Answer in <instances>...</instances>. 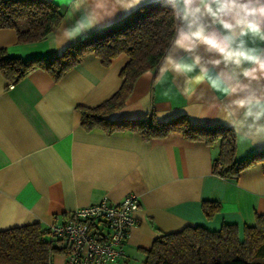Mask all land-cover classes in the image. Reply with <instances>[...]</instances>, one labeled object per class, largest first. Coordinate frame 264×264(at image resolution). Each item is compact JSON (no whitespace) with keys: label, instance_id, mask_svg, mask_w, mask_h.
<instances>
[{"label":"crops","instance_id":"obj_1","mask_svg":"<svg viewBox=\"0 0 264 264\" xmlns=\"http://www.w3.org/2000/svg\"><path fill=\"white\" fill-rule=\"evenodd\" d=\"M49 1L61 8L63 18L45 39L20 44L14 30L0 29V48L9 56L29 59L59 54L90 32L158 0H143L131 12L118 13L69 40L62 50H54L53 37L72 9L66 0ZM77 3L79 0H73L72 8ZM76 19L78 14L73 13V23ZM204 23L209 31L218 28L210 20ZM177 55L184 57L185 53ZM191 55L199 56L202 65L227 83L242 81L234 66L213 65L219 56L206 46L199 45ZM162 60L135 80L124 105L108 119H144L152 113L158 122L182 115L197 126L230 127L218 116L219 109L232 98L220 97L208 81L192 83V94H182L183 76H157ZM127 61V56L120 54L104 66L89 54L56 82L41 69L31 70L16 84L0 73V231L34 223L48 229L62 223L68 213L103 197L119 202L127 194H135V224L128 229L123 255L111 264H143L145 250L161 234L187 226L216 231L223 224H234L241 238L242 229L254 225L256 215H264V163L229 181L212 173L216 146L188 141L179 133L145 141L137 133L82 129L77 107H95L110 98L121 85L119 72ZM191 75H199V69ZM256 87L264 92V85ZM148 105L150 110L145 107ZM158 112L166 114L160 117ZM263 148L241 143L236 137L235 157L240 160ZM209 200L220 205L210 219L201 210L202 202ZM64 262V254H53L51 264Z\"/></svg>","mask_w":264,"mask_h":264},{"label":"trees","instance_id":"obj_2","mask_svg":"<svg viewBox=\"0 0 264 264\" xmlns=\"http://www.w3.org/2000/svg\"><path fill=\"white\" fill-rule=\"evenodd\" d=\"M62 18L61 8L49 0H0V29L14 30L20 44L45 39ZM176 24L165 0L149 2L67 45L56 55L21 59L9 56L5 48H0V73L10 84H16L31 70L41 69L56 82L89 54L99 58L104 66L124 54L128 61L119 72V89L95 107H77L82 129L105 134L137 133L145 141L179 133L188 141L216 146L212 173L236 181L245 169L264 163V148L236 159V135L230 127L197 126L182 115L158 122L152 113L144 119H108L110 113L124 105L135 80L162 60L171 45ZM219 209V203L214 200L201 204L208 219ZM46 230L34 223L0 231V264H51L58 250ZM256 260H264V215H256L254 225L242 229L241 238L234 224H223L216 231L187 226L161 234L145 250L143 264H264Z\"/></svg>","mask_w":264,"mask_h":264},{"label":"clouds","instance_id":"obj_3","mask_svg":"<svg viewBox=\"0 0 264 264\" xmlns=\"http://www.w3.org/2000/svg\"><path fill=\"white\" fill-rule=\"evenodd\" d=\"M143 0H66L72 9L65 24L53 37L54 50L83 32L112 19L118 13H129ZM177 21L170 49L165 53L157 76L166 78L169 73L184 77L182 94L191 95L192 83L210 82L214 91L223 98H232L219 109L218 118L232 129L239 142L251 146L264 145V92L256 86L264 85V0H165ZM73 13L78 14L75 23ZM210 20L218 28L209 31L204 21ZM185 25L187 26L185 28ZM62 37V38H61ZM204 45L219 59L213 65L234 66L239 69L235 84L210 72L199 56L191 54ZM184 52L185 56L177 55ZM199 69V75L191 74ZM150 110V105L145 106ZM166 113L158 112L162 117Z\"/></svg>","mask_w":264,"mask_h":264},{"label":"built area","instance_id":"obj_4","mask_svg":"<svg viewBox=\"0 0 264 264\" xmlns=\"http://www.w3.org/2000/svg\"><path fill=\"white\" fill-rule=\"evenodd\" d=\"M137 206L135 194H127L119 202L103 197L68 213L62 223L49 226L47 235L64 254V264H111L123 255V242L135 224Z\"/></svg>","mask_w":264,"mask_h":264}]
</instances>
